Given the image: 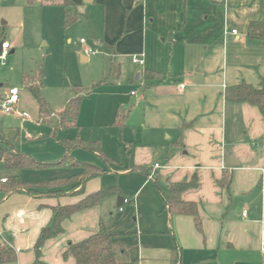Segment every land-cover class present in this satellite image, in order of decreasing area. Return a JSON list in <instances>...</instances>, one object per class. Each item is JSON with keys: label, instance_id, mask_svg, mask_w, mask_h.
Instances as JSON below:
<instances>
[{"label": "crops", "instance_id": "obj_1", "mask_svg": "<svg viewBox=\"0 0 264 264\" xmlns=\"http://www.w3.org/2000/svg\"><path fill=\"white\" fill-rule=\"evenodd\" d=\"M71 1L76 8L80 4L99 5L105 14L111 5L122 7L125 12L122 30L127 24L129 29L125 37L134 36L139 41L131 54L144 55L143 66H138L143 67L142 72L134 75V79L142 83L141 111L134 118L129 112L131 116L128 114L122 131L129 128L124 134L125 148L137 146L134 150H141L144 155L141 159L128 158L127 163L114 160L123 170L88 180L81 197L66 193L34 198L5 192L0 183V245L15 250L17 261L14 264H35L34 245L40 231L52 219L51 207L76 204L86 195L117 186L126 195L123 201L129 199L133 204L123 202L120 211L114 197L100 206L74 214L62 223L63 233L43 246L39 262L75 264L72 258L65 260L62 256L67 244L86 240L98 231L102 220L107 232L114 236L115 244L137 264H171L175 246L181 249V264H264V189L259 184L264 177V167H258L256 162L242 166V154L237 152L232 127L240 117L244 130H256L260 135L264 133V123L257 108L224 100L227 87L241 82L253 87L264 84V46L246 37L250 22L264 23V0H92L90 4L83 0ZM12 3L20 10L21 17L33 16V8L41 9L36 14H41L43 20L60 16L62 29L66 30L61 7L41 6L40 0L32 5L25 0ZM232 30L236 33L232 34ZM122 36L123 33L119 40ZM114 64L120 67L121 75L120 64ZM145 70L160 73L162 78L146 83ZM23 76L30 83L26 74L22 75V82ZM62 112L53 111L51 116L59 118ZM12 116L23 122L32 121L30 115L28 119ZM53 120L55 123L48 127L45 137L40 133L34 136L26 133L28 141L43 140L32 150L12 143L1 130L0 135L16 150L34 159L52 161L64 155L59 142L82 138H59V131L71 129L77 135L81 133L76 123L58 128L57 120ZM35 122L46 123L39 119L38 105ZM183 125L188 126L181 131ZM157 152L165 153L166 162L159 165L160 170L153 167L158 163L151 164L150 156L156 158ZM71 156L104 167L84 151L76 150ZM231 156L238 166L229 165ZM138 167L148 173L133 170ZM176 168L179 169L173 178L166 175ZM58 170L12 172L13 177L23 182L54 181L79 173ZM225 170L236 176L230 198L219 186ZM155 178L162 182L196 184L182 193L181 199L196 203L201 231L196 229L190 216L170 218L155 188Z\"/></svg>", "mask_w": 264, "mask_h": 264}, {"label": "rangeland", "instance_id": "obj_2", "mask_svg": "<svg viewBox=\"0 0 264 264\" xmlns=\"http://www.w3.org/2000/svg\"><path fill=\"white\" fill-rule=\"evenodd\" d=\"M13 1H0V43L7 42L10 46L6 61H0V97L8 87L18 88L20 92L17 107L19 111L28 113L32 121L23 122L12 115L0 112V130L5 137L17 146L23 145L25 149L32 150L43 140L28 141L25 139L26 133L32 136L40 133L41 137H45L48 127L55 123L53 118L57 120V126L61 123V118L56 116L49 117L51 122L44 124L35 122L37 102L22 82V75H28L31 85L37 87L38 73L42 71L43 86L40 93L55 113L62 112L73 97L71 88L78 86L84 90L80 94L83 99L76 121L81 134L77 135L71 129H65L66 131L58 132L59 138L80 136L85 141H97L103 152L118 163H121L122 160L127 163L128 158L130 160L132 158L141 159L144 154L141 150H134L137 146L132 145L133 148H125L124 134L128 132L129 128L120 132L109 126L115 119V110L119 106L129 110L131 114L133 113V118L139 114L141 111L139 98L143 93L142 83L134 79V75L137 72H142L143 67L133 64L132 56L136 53L131 54L139 46V41L135 40L134 36L125 37L129 29L127 24L125 30H122L125 15L122 7L111 5L105 14L99 5L83 6L80 4L77 6L80 13L78 21L63 30L60 16L58 19L54 15L45 17L46 20H43L41 14H36L41 9L33 8V16L21 17L20 10L16 8V5L13 6ZM122 33L123 36L119 40ZM88 49L94 51V54H89ZM11 50H14L13 54H10ZM111 63L121 66L119 80L117 82L111 80L109 83L107 81L106 84L104 81V85L99 84L97 88L100 87L99 89L104 91L103 93L87 94L86 89H90L108 77ZM131 92L133 95L130 94ZM237 120L232 127L234 128L233 136L237 139V152L242 154V166H251L253 162H256L258 167L260 165L264 167V133L259 135L256 130H244L240 117H237ZM64 125L66 123L62 126ZM0 147L5 146L0 144ZM128 151L129 154H127ZM155 154L156 158L150 156L151 164L156 162L163 166L166 162L165 153L157 152ZM94 159L96 158L94 157ZM118 163L103 165L104 167L100 169L104 174L117 173L123 170L122 165ZM177 169L179 168L172 169L166 175L173 178L175 172H178ZM63 170L79 171L78 174L73 175L77 178L71 183L73 187L71 194L79 196L84 192L81 181L84 179L86 171L81 167L60 168L58 171ZM233 174L229 189L230 195L233 193V184L236 180L235 173ZM12 176H14L13 172L7 170L3 162L0 161V178L9 179Z\"/></svg>", "mask_w": 264, "mask_h": 264}, {"label": "trees", "instance_id": "obj_3", "mask_svg": "<svg viewBox=\"0 0 264 264\" xmlns=\"http://www.w3.org/2000/svg\"><path fill=\"white\" fill-rule=\"evenodd\" d=\"M29 5H32L35 0H25ZM41 6H58L63 9V25L64 28H68L76 23L79 18V13L75 4L71 0H40ZM246 37L257 43L260 46H264V23L263 22H250L247 28ZM120 76V67L111 64L108 77L103 79L97 85L92 86L90 89H86V93L89 91L93 93H102L97 88L99 84H106L111 79L117 81ZM161 74L150 70H145L143 73V79L146 83L160 80ZM38 86L33 87L31 83L26 82L23 76V83L28 89L30 94L36 100L38 105L39 119L44 122H48L49 117L53 114L49 104L41 96V71L38 74ZM103 84V85H104ZM84 92L78 86L71 88L73 97L67 103L64 111L60 114L61 123L58 128L74 124L77 121L83 96L80 95ZM224 100L230 104H242L246 103L252 107L257 108L259 111L263 123H264V84L261 83L258 87H253L250 84L241 82L237 85L227 87L224 91ZM129 110L122 107H118L116 111L115 119L109 125L119 130H123L126 125ZM188 125H183L181 131ZM0 144L5 147H0V160L3 162L4 167L13 172H19L22 170L39 171L47 169H60V168H76L81 167L85 172V177L81 181V186L84 187L85 183L96 177L104 175L102 170L92 164L75 160L71 154L76 150L84 151L91 156L95 157L104 166L116 163L113 159L108 157L101 149L99 142L85 141L80 138L65 139L59 142L62 147L64 155L57 161H39L31 157L29 154L22 153L14 148L6 139L0 135ZM178 145H181L179 142ZM129 154V151L127 152ZM139 170L144 174L148 172L144 168H133V170ZM77 176H71L69 178L57 179L54 181H42V182H23L17 177H10L6 179V182L2 184L5 192L8 193H23L30 197L38 198L40 196H60L62 194L70 195L73 190L71 183ZM233 179L231 172L223 171L222 177L219 181V186L227 193L230 198V185ZM154 184L157 192L159 193L164 207L172 219L174 216H190L194 220L195 227L198 231H201V220L198 214V208L194 202H186L181 199L182 193L193 188L196 184L194 182H162L160 179L155 178ZM259 184L264 189V177L260 180ZM57 185L56 187H52ZM74 185V184H73ZM84 192L79 196H83ZM70 196H77V194H71ZM114 197H125L117 186L107 187L98 190L95 193L84 196L78 203L70 205H58L51 207L52 219L50 223L44 227L35 242V264H42L39 262L41 251L43 246L52 240L57 239L62 233V223L71 218L74 214L82 211L97 207L105 203L106 201ZM128 204H133L132 200L128 199ZM122 207V206H121ZM120 207V208H121ZM114 236L107 232L106 223L100 220L98 231L88 237L86 240L78 243H68L66 250L63 252V258L66 260L72 258L75 264H137L136 261H130L127 258L125 250L115 244L113 241ZM181 249L179 246H175L172 250L171 264H181L180 257ZM17 261V254L14 249L7 248L0 245V264H14Z\"/></svg>", "mask_w": 264, "mask_h": 264}, {"label": "built area", "instance_id": "obj_4", "mask_svg": "<svg viewBox=\"0 0 264 264\" xmlns=\"http://www.w3.org/2000/svg\"><path fill=\"white\" fill-rule=\"evenodd\" d=\"M232 34H235V30L231 31ZM83 43V41H81ZM10 50V46L7 42H2L1 43V50H0V61L5 62L8 56V51ZM89 54H94V51H91L88 49ZM132 62L135 65L138 66H143L144 64V55L139 54V55H133L132 56ZM19 92L20 90L16 87H10L6 90V92L3 94L2 97H0V112L8 115H15L20 118H27L28 115L25 113L20 112L17 109V103L19 100ZM155 169L159 167L158 164H155L153 166ZM6 182V179L0 178V183L4 184ZM124 203H127L128 201L125 199L123 201ZM121 211V208H119ZM243 216L246 217V212L243 213Z\"/></svg>", "mask_w": 264, "mask_h": 264}, {"label": "water", "instance_id": "obj_5", "mask_svg": "<svg viewBox=\"0 0 264 264\" xmlns=\"http://www.w3.org/2000/svg\"><path fill=\"white\" fill-rule=\"evenodd\" d=\"M137 1L142 2L143 0H137ZM83 2L85 4H90L92 2V0H83ZM0 50H1V43H0ZM12 53H13V51L10 52V54H12ZM229 165L232 166V167L238 166V163L235 161V158L233 156L230 157ZM122 203H123V198L122 197H117V204L116 205L118 207H120Z\"/></svg>", "mask_w": 264, "mask_h": 264}]
</instances>
